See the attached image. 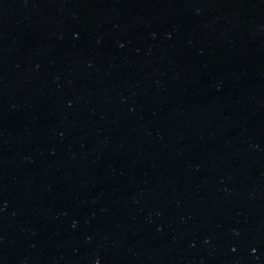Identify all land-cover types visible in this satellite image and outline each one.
<instances>
[{
	"label": "water",
	"instance_id": "obj_1",
	"mask_svg": "<svg viewBox=\"0 0 264 264\" xmlns=\"http://www.w3.org/2000/svg\"><path fill=\"white\" fill-rule=\"evenodd\" d=\"M0 264H264V0H0Z\"/></svg>",
	"mask_w": 264,
	"mask_h": 264
}]
</instances>
